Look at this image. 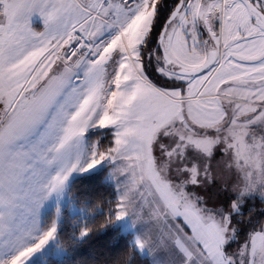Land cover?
<instances>
[{"label":"snow or ice","instance_id":"snow-or-ice-1","mask_svg":"<svg viewBox=\"0 0 264 264\" xmlns=\"http://www.w3.org/2000/svg\"><path fill=\"white\" fill-rule=\"evenodd\" d=\"M105 168V264H264V0H0V264H75Z\"/></svg>","mask_w":264,"mask_h":264},{"label":"trees","instance_id":"trees-1","mask_svg":"<svg viewBox=\"0 0 264 264\" xmlns=\"http://www.w3.org/2000/svg\"><path fill=\"white\" fill-rule=\"evenodd\" d=\"M105 130H96L89 133L90 137L101 136L103 145H107L111 141V135H101ZM106 175V168L102 174H93L92 177L85 175L84 177H76L73 186V194L80 198L81 201H88L93 209H100L103 215H96L95 220L90 222L92 228L89 238L77 247L75 264H105V261H110L119 254L125 251L124 241L121 234L114 230L108 223V211L115 207L114 203L109 201L115 200V193L112 187L103 183ZM256 205H262L258 201H254ZM260 211L253 207V222L262 221L264 217L258 215ZM91 214V213H90ZM70 215V214H67ZM114 222V218H113ZM76 223L72 220H66L64 228L65 234L71 232V229ZM81 225L83 222H80ZM135 264H142L140 258H137Z\"/></svg>","mask_w":264,"mask_h":264},{"label":"rangeland","instance_id":"rangeland-1","mask_svg":"<svg viewBox=\"0 0 264 264\" xmlns=\"http://www.w3.org/2000/svg\"><path fill=\"white\" fill-rule=\"evenodd\" d=\"M34 23H35V21H34ZM93 131H96V130H92L91 132H93ZM101 136H96V137H90L89 139L91 140V141H93V142H95L96 140H98L99 138H100ZM102 140V139H101ZM103 141V140H102ZM105 147L107 146V143L104 145ZM107 172H108V169L106 168V175H107ZM105 175V176H106ZM202 192H203V190H201ZM214 191V190H213ZM216 201V198H215V196L213 195L211 198H210V202L211 203H214ZM250 207H255L256 208V210L258 209L259 211H261L262 209H264V204H262V205H256L254 202H250ZM70 214V213H69ZM262 221H264V219L262 220ZM243 242V237H241V239H240V241H239V243H242ZM236 246L237 245H233V250H235V248H236Z\"/></svg>","mask_w":264,"mask_h":264}]
</instances>
